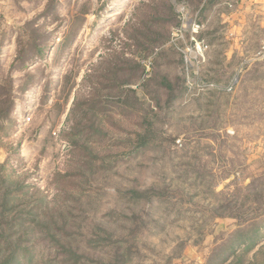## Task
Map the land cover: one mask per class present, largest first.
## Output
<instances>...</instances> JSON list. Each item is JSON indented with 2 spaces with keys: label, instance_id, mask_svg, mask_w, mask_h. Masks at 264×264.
<instances>
[{
  "label": "rangeland",
  "instance_id": "1",
  "mask_svg": "<svg viewBox=\"0 0 264 264\" xmlns=\"http://www.w3.org/2000/svg\"><path fill=\"white\" fill-rule=\"evenodd\" d=\"M232 3L0 0V262L264 264V0Z\"/></svg>",
  "mask_w": 264,
  "mask_h": 264
},
{
  "label": "built area",
  "instance_id": "2",
  "mask_svg": "<svg viewBox=\"0 0 264 264\" xmlns=\"http://www.w3.org/2000/svg\"><path fill=\"white\" fill-rule=\"evenodd\" d=\"M225 6L231 7L232 0H215ZM203 29V24L197 19V13L194 16L183 18L181 24L175 29L171 42L182 41V53L184 55V63L190 66H198L205 61V53L208 47L207 43L199 38V33ZM185 35H187L185 39ZM257 58H264V41L261 43L257 51ZM234 81L225 86L226 91L232 90Z\"/></svg>",
  "mask_w": 264,
  "mask_h": 264
},
{
  "label": "trees",
  "instance_id": "3",
  "mask_svg": "<svg viewBox=\"0 0 264 264\" xmlns=\"http://www.w3.org/2000/svg\"><path fill=\"white\" fill-rule=\"evenodd\" d=\"M21 51H22V49L20 50V52L18 53V56H20L21 55ZM37 53L38 54H41L42 53V50H40V49H38L37 50ZM55 225H54V223H53V227H54ZM14 252L12 251V253L9 255V256H7V257H5L1 262H0V264H11L12 263V261L14 260V254H13ZM73 255V254H72Z\"/></svg>",
  "mask_w": 264,
  "mask_h": 264
},
{
  "label": "crops",
  "instance_id": "4",
  "mask_svg": "<svg viewBox=\"0 0 264 264\" xmlns=\"http://www.w3.org/2000/svg\"><path fill=\"white\" fill-rule=\"evenodd\" d=\"M241 1H244V0H241Z\"/></svg>",
  "mask_w": 264,
  "mask_h": 264
}]
</instances>
